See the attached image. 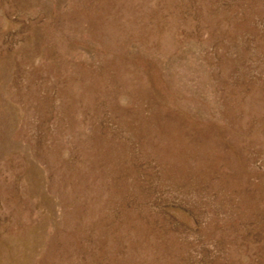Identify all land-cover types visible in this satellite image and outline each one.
Instances as JSON below:
<instances>
[{
	"label": "rangeland",
	"instance_id": "1",
	"mask_svg": "<svg viewBox=\"0 0 264 264\" xmlns=\"http://www.w3.org/2000/svg\"><path fill=\"white\" fill-rule=\"evenodd\" d=\"M0 264H264V0H0Z\"/></svg>",
	"mask_w": 264,
	"mask_h": 264
},
{
	"label": "bare ground",
	"instance_id": "2",
	"mask_svg": "<svg viewBox=\"0 0 264 264\" xmlns=\"http://www.w3.org/2000/svg\"><path fill=\"white\" fill-rule=\"evenodd\" d=\"M140 30V29H139ZM144 38V37H143ZM166 64V63H165Z\"/></svg>",
	"mask_w": 264,
	"mask_h": 264
}]
</instances>
